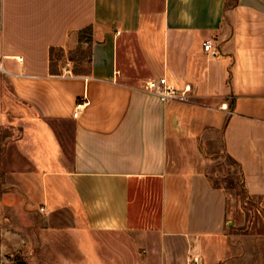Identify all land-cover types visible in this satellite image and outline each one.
Here are the masks:
<instances>
[{
	"label": "crops",
	"instance_id": "1",
	"mask_svg": "<svg viewBox=\"0 0 264 264\" xmlns=\"http://www.w3.org/2000/svg\"><path fill=\"white\" fill-rule=\"evenodd\" d=\"M144 16L143 0H0V76L30 108L11 202L39 229L88 244L94 233L136 229L145 211L133 188L147 181L160 197L148 223L163 242L181 238L184 262L211 247L229 264L264 261L263 245L231 233L225 191L202 171L170 167L169 100L143 90L162 76L190 82L193 103L221 112L209 125L245 191L264 197V0H163L158 51L145 44ZM89 26L81 69L71 50L84 48L77 35Z\"/></svg>",
	"mask_w": 264,
	"mask_h": 264
},
{
	"label": "rangeland",
	"instance_id": "2",
	"mask_svg": "<svg viewBox=\"0 0 264 264\" xmlns=\"http://www.w3.org/2000/svg\"><path fill=\"white\" fill-rule=\"evenodd\" d=\"M233 1L229 0L228 5ZM143 10L144 26L146 28L147 24L149 30L145 44L158 51L162 42L163 0H143ZM77 36L80 42L86 43L84 48L78 45L71 53L80 61L79 67L85 69L92 30L79 32ZM131 46L135 47L133 43ZM197 100L204 102L205 107L189 101L169 100V148L171 159L176 161H171L170 167L192 168L207 174L212 184L227 195L231 233L237 232L250 246L263 245L264 250V197L249 195L239 169L226 159L221 129L209 125L212 124L209 118H218L221 112L206 107L204 99ZM28 110L27 104L13 97L9 85L0 76V264H187L181 238L163 242L161 231L148 223L151 217L156 219L160 214V197L157 188L151 194L147 181L133 188L140 210L145 211L142 218L137 217L136 229L94 233L88 244L65 232L39 229L38 216L20 214L10 196L18 194L17 188L11 186L20 164L15 143L23 139ZM204 122L208 123L204 125ZM220 124L217 119L216 125ZM18 147L23 150L22 145ZM21 159L27 167L26 158ZM43 169L46 170L45 165ZM213 250L216 249L211 247L197 263L190 258L188 264H229L226 255L222 257L221 251ZM255 264H264V261Z\"/></svg>",
	"mask_w": 264,
	"mask_h": 264
},
{
	"label": "built area",
	"instance_id": "3",
	"mask_svg": "<svg viewBox=\"0 0 264 264\" xmlns=\"http://www.w3.org/2000/svg\"><path fill=\"white\" fill-rule=\"evenodd\" d=\"M203 47L206 51H210L213 47L211 40H206L203 42ZM64 75H72V71L65 65L63 67ZM143 90L163 99V100H180L185 102H193L194 92L193 85L190 82H184L182 86H177L172 84L166 76L159 78L149 79L143 86ZM221 108L229 113L231 111L226 105H222ZM77 111L74 112L77 115ZM41 211L44 207L40 208Z\"/></svg>",
	"mask_w": 264,
	"mask_h": 264
},
{
	"label": "trees",
	"instance_id": "4",
	"mask_svg": "<svg viewBox=\"0 0 264 264\" xmlns=\"http://www.w3.org/2000/svg\"><path fill=\"white\" fill-rule=\"evenodd\" d=\"M228 3H229V0H227V6H228ZM237 3V0H234L233 1V3L231 4V5H234V4H236ZM92 29V26H89V27H86L85 29H83V30H81V31H79V32H83V31H85V30H91ZM225 156H226V159L228 160V162L231 164V165H235L236 164V162H235V160L233 159V158H231L230 156H228V155H226L225 154ZM241 174V173H240ZM241 178H242V176H241ZM216 186V185H215ZM244 187V186H243ZM245 189V188H244Z\"/></svg>",
	"mask_w": 264,
	"mask_h": 264
},
{
	"label": "water",
	"instance_id": "5",
	"mask_svg": "<svg viewBox=\"0 0 264 264\" xmlns=\"http://www.w3.org/2000/svg\"><path fill=\"white\" fill-rule=\"evenodd\" d=\"M198 261H196V263H197Z\"/></svg>",
	"mask_w": 264,
	"mask_h": 264
}]
</instances>
